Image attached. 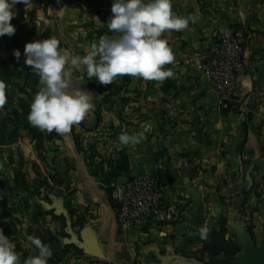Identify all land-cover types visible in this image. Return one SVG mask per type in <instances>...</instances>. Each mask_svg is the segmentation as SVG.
Here are the masks:
<instances>
[{
  "label": "crops",
  "instance_id": "1",
  "mask_svg": "<svg viewBox=\"0 0 264 264\" xmlns=\"http://www.w3.org/2000/svg\"><path fill=\"white\" fill-rule=\"evenodd\" d=\"M112 4H17L15 34L0 37V62L10 61L7 50L51 36L69 55H85L102 36L115 35L107 26ZM172 10L199 17L181 32L165 33L175 60L164 67L173 78L159 83L125 75L101 85L84 68L73 70L71 87L90 91L95 105L60 136L55 154L83 247L75 264H264V0H172ZM228 27L243 28L250 40L239 90L223 108L196 59ZM256 88L262 90L257 104L248 100ZM122 132H144L146 139L125 146L118 140ZM136 175L154 176L166 187L163 214L142 230L118 224L109 196ZM198 226L205 234L225 227L239 252L204 250L191 241Z\"/></svg>",
  "mask_w": 264,
  "mask_h": 264
},
{
  "label": "clouds",
  "instance_id": "2",
  "mask_svg": "<svg viewBox=\"0 0 264 264\" xmlns=\"http://www.w3.org/2000/svg\"><path fill=\"white\" fill-rule=\"evenodd\" d=\"M21 3L28 7L29 0H0V37L15 34L11 21L17 15L16 5ZM111 12L107 26L115 35L102 36L98 43L85 49L83 56L61 50L55 36L25 45L24 63L38 75L40 85L27 117L32 126L64 136L95 107L90 91L71 87L74 69L84 68L89 80L94 77L102 85L112 84L118 76L125 75L159 83L174 77L173 71L164 67L175 60L165 33L181 32L190 22L197 23L199 17L177 15L172 10V0H113ZM13 55L19 61L20 51L14 50ZM6 102V84L0 80V108ZM145 139L144 132H122L118 137L120 144L132 147ZM199 235L206 238L203 227ZM27 240L38 254L28 257L23 264H48L52 257L50 246L33 235L27 236ZM20 256L0 228V264H20Z\"/></svg>",
  "mask_w": 264,
  "mask_h": 264
},
{
  "label": "rangeland",
  "instance_id": "3",
  "mask_svg": "<svg viewBox=\"0 0 264 264\" xmlns=\"http://www.w3.org/2000/svg\"><path fill=\"white\" fill-rule=\"evenodd\" d=\"M14 50L24 55V50L14 47L6 51L8 64L0 62V80L5 82L7 94L6 104L0 108V228L21 254L20 264L38 254L27 240L29 235L50 246L48 264H75L82 246L58 173L55 154L60 135L28 122L30 105L40 88L39 77L30 66L19 64Z\"/></svg>",
  "mask_w": 264,
  "mask_h": 264
},
{
  "label": "built area",
  "instance_id": "4",
  "mask_svg": "<svg viewBox=\"0 0 264 264\" xmlns=\"http://www.w3.org/2000/svg\"><path fill=\"white\" fill-rule=\"evenodd\" d=\"M250 35L242 29L224 28L205 52L197 55L196 66L214 87L216 100L228 108L239 90L246 62V45ZM262 90L249 92L248 100L257 104ZM166 187L154 176H131L111 188L110 199L117 211L118 224L144 229L163 214Z\"/></svg>",
  "mask_w": 264,
  "mask_h": 264
},
{
  "label": "water",
  "instance_id": "5",
  "mask_svg": "<svg viewBox=\"0 0 264 264\" xmlns=\"http://www.w3.org/2000/svg\"><path fill=\"white\" fill-rule=\"evenodd\" d=\"M200 229L201 226H198V234L195 231H190V236L191 241L200 243L204 250L210 253H221L226 256H234L239 252L240 247L236 241L226 240L225 227H222L220 234H206L205 239H202L199 235Z\"/></svg>",
  "mask_w": 264,
  "mask_h": 264
},
{
  "label": "trees",
  "instance_id": "6",
  "mask_svg": "<svg viewBox=\"0 0 264 264\" xmlns=\"http://www.w3.org/2000/svg\"><path fill=\"white\" fill-rule=\"evenodd\" d=\"M109 196H110V193H109ZM110 203L112 204V206H113V209H114V211H115V213H116L117 209H116V207H115L114 203L111 201V199H110Z\"/></svg>",
  "mask_w": 264,
  "mask_h": 264
}]
</instances>
